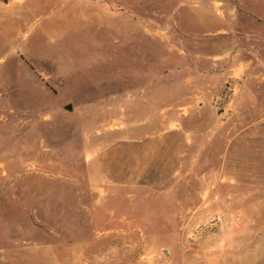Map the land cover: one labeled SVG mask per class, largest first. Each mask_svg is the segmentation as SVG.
Here are the masks:
<instances>
[{"label": "rangeland", "instance_id": "374dc122", "mask_svg": "<svg viewBox=\"0 0 264 264\" xmlns=\"http://www.w3.org/2000/svg\"><path fill=\"white\" fill-rule=\"evenodd\" d=\"M0 264H264V0H0Z\"/></svg>", "mask_w": 264, "mask_h": 264}]
</instances>
